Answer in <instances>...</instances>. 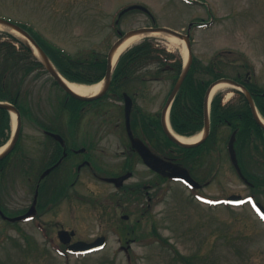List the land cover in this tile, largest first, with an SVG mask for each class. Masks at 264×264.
<instances>
[{
	"label": "rangeland",
	"instance_id": "1",
	"mask_svg": "<svg viewBox=\"0 0 264 264\" xmlns=\"http://www.w3.org/2000/svg\"><path fill=\"white\" fill-rule=\"evenodd\" d=\"M184 1L0 0V19L28 26L72 55L89 50L105 55L118 37L113 29L116 15L131 5L145 6L150 16L130 11L118 19V30L125 33L166 27L185 34L191 24L192 56L197 69L213 61L224 76L233 78L248 72L251 83L264 89V0ZM7 34L11 35L0 31V39L9 40ZM152 38L158 48L182 60L180 51L169 47L164 37ZM156 70L151 66L139 73L145 80L140 84L145 97L139 99L138 107L146 115L163 109L172 87L170 74L165 71L158 76ZM195 76L210 78L201 73ZM218 94L222 104L241 99L232 89ZM64 98V92L41 70L25 79L19 95L21 107L28 111L21 121L22 158L31 150L33 159L37 158L47 140L39 130L45 126L59 130L68 141L75 140L77 147L85 148L99 177L119 173L125 143L119 127L121 112L117 110L121 101L106 98L102 102L108 106L104 112L84 107L72 135L61 106ZM222 134L226 138L229 131ZM252 156L244 153L245 170L264 184V149L258 154L253 151ZM71 160L59 171L61 175L71 174L66 178L68 184L74 181L75 160ZM133 168V177L124 185L155 184L157 188L150 195L158 198L150 207L143 197L128 201L121 190L97 180L84 168L68 192L70 199L44 217L47 237L36 224L10 228L0 223V264H184L177 258L178 253L189 258L187 264H264V219L253 209L251 189L230 168L224 151L211 161L210 182L196 194L179 183L157 180L139 162ZM233 193L242 197V203L224 204ZM10 197L15 202L22 197L30 199L29 185L22 191L16 186ZM254 197L264 207V192ZM122 215L128 220L123 221ZM127 228L133 232L122 237L121 230ZM60 229L74 231L71 242H91L103 236L106 245L92 254L69 255L58 242ZM22 235L28 237V245ZM124 239L134 240L127 252L122 249L126 246Z\"/></svg>",
	"mask_w": 264,
	"mask_h": 264
},
{
	"label": "flooded vegetation",
	"instance_id": "2",
	"mask_svg": "<svg viewBox=\"0 0 264 264\" xmlns=\"http://www.w3.org/2000/svg\"><path fill=\"white\" fill-rule=\"evenodd\" d=\"M235 81L238 85L245 87L252 84L249 79L248 72L243 76L240 73L237 74ZM126 83L132 85L128 92L131 94L129 96L132 103L130 112V128L132 130L133 137L138 139L156 156L167 159L180 168H185L192 180L200 184L195 190H202L203 187L207 186L210 182L209 177L211 175L210 166L212 160L211 145H213L215 149H220V145H222L223 150H221V152L224 151L227 161L230 162L227 145L230 136L233 133L236 135L239 131L238 125L241 126L242 113L227 112L224 114L225 116L233 118L235 123L230 122L228 119L223 120L224 123L219 126L217 130L219 138L212 136L195 147L183 148L176 143L171 142L172 144H169L167 142L168 139L166 138L163 130V109L158 111V113L150 114L149 118H146V114L139 109L138 101H140L139 99H144L145 97V92L143 90L144 87L140 84H144L145 81L131 80L119 82L118 84ZM121 94L123 95L124 91L121 92ZM113 97L119 99L115 94L114 96L109 95V97L107 96L106 98H109L111 101ZM121 101L122 104L117 107V110L121 112L120 115L122 120L119 122V127L123 130V135L125 137V143L123 146L124 150L121 152L124 156L123 164L126 163L129 166H134L136 162L142 164L140 156L136 150L132 148L131 140L127 135L124 119V103L123 100ZM229 104H231V102L228 103L227 106ZM75 107H78L80 110L79 113L83 112V104H75ZM107 107L108 106L106 105H99L92 106V109H95V112H104ZM233 124H235V126ZM226 129L229 131V137L227 140L222 134ZM40 132L47 140L43 143L42 149H40L37 153L36 159H33L35 156L34 150H31L29 155L22 158L23 151L20 146V134L14 149L5 158L0 160V223L7 224L12 228L18 227L21 224H30V226L36 224L38 228L42 229L43 237H47L44 230L46 226L44 217L47 216L51 210L65 203L67 199H70L68 192L74 186L76 176L81 172L82 168H88L93 177H99L97 176V171L92 166V159L89 153L85 148L77 147L74 143L75 140L68 141V138L57 129L42 130ZM51 134L61 137L63 144H60V142H58ZM234 148L238 162L243 163V149L242 147L240 148V144L237 143V139H235ZM71 159L75 160L73 161V169L75 167V170H73L74 181L67 185L69 180H66V178H68L71 174L61 175L59 171L60 168L68 161H72ZM36 162L42 165L38 166ZM58 162L59 164L51 169ZM147 171L158 177L152 171ZM120 175L117 174L113 177H118ZM99 179L102 180L101 178ZM249 184V187L253 189L254 185L250 182ZM26 185H29V190H31L30 199L22 197L18 202L11 200L10 196H13L15 193L16 186H18V189L22 191L25 189ZM122 188L123 187L119 188V190ZM156 188L157 187H155V184L153 183H135L130 187L127 186L123 189L124 191H122L123 194L125 192L127 195L126 199L128 201L135 199L138 200L143 197L148 202L146 206L150 207L151 203L155 202L158 198V196L153 197V195H150ZM130 189H133L135 193L138 192L137 195L134 196L130 194ZM255 195L252 194V197ZM115 203L120 206L119 200H116ZM28 212H30L29 217L23 218L18 222H11L9 220L12 218L23 217ZM121 241L122 239L120 238L119 242ZM132 241L134 240L124 239L125 245Z\"/></svg>",
	"mask_w": 264,
	"mask_h": 264
},
{
	"label": "trees",
	"instance_id": "3",
	"mask_svg": "<svg viewBox=\"0 0 264 264\" xmlns=\"http://www.w3.org/2000/svg\"><path fill=\"white\" fill-rule=\"evenodd\" d=\"M40 48L46 53L59 74L69 82L91 85L99 82L106 69V56L90 50L77 54H69L57 46L44 41L31 29L22 26ZM18 43L19 48L8 42L0 41V101L14 103L21 116L27 114V109H23L19 103V95L26 77L38 70H43L42 65L37 62L27 47ZM156 65L161 66L168 72L171 79L175 81L182 69L181 58L158 48L152 39H145L138 45L133 46L120 56L113 75V82L122 81L134 77L143 69ZM197 61H193L190 70L174 100L170 111V123L172 127L181 134H191L201 129L203 124V99L205 91L215 79L221 78L215 71L213 64L205 67L203 73L209 74L211 80H203L194 76ZM158 68V67H157ZM17 78L16 82H12ZM248 91L254 98L256 107L264 118V89L258 86H247ZM242 113L239 139L243 146L252 144L256 139L259 144L264 145V131H262L252 120L248 105L245 100L236 105L234 109L221 106L219 96H215L211 101L210 118L213 123H219L225 118V113L229 111ZM77 109L71 110L70 123L77 122ZM10 134L9 113L0 110V146L6 143ZM258 187L262 182L257 183ZM27 250V248H26ZM177 258L182 263L189 262L188 257L177 254Z\"/></svg>",
	"mask_w": 264,
	"mask_h": 264
},
{
	"label": "water",
	"instance_id": "4",
	"mask_svg": "<svg viewBox=\"0 0 264 264\" xmlns=\"http://www.w3.org/2000/svg\"><path fill=\"white\" fill-rule=\"evenodd\" d=\"M133 9H139V10H142V11H146L144 8L139 7V6H131L126 11L133 10ZM0 24L5 26V27H7V28H9V29H11V30H14V31L18 32L24 38H26L33 45V47L37 50V52H38V54L40 56V59L37 58L36 56H35V58H37V60L45 67L46 71L53 78V80L66 93H68L69 95H71L72 97H74L76 99L83 100V101L92 100V99H94L96 97H99V96L103 95L107 91V89L109 87V84H110V80H111L112 61H113V58H114V56L116 54V51L118 50V48L124 43V41L128 37H130V36H132L134 34H145V33H151V32L158 31V32H163V33H166L168 35L174 36V37L178 38L179 40H183L185 42V45H186V48H187V51H188V62H187V65L183 68L182 74H181L179 80L177 81L176 85L174 86V88H173V90H172V92L170 94V96H169V98L167 100L166 106H168L170 104V102L172 101V99L174 98L175 94L177 93L179 87L181 86L182 81H183L185 75L187 74V72L189 70V67L191 65V46H190V41H189V35L188 34L187 35H183V34H181L179 32L172 31V30L165 29V28H141V29H138V30H134V31H131V32L125 34L120 39H118V41H116L112 45L110 50L108 51V54H107V69H106V73H105L104 87H103L102 93L99 94L98 96L92 97V98L80 97V96L75 95L68 88V86L60 79V76L58 75V73L56 72V70L54 69V67L50 63V61L48 60L47 56L40 50V48L37 46V44L34 42V40L23 29H21L17 25L11 24V23L6 22L4 20H0ZM227 82H230V83L234 84V82L229 81V80H227ZM216 83L212 84L209 87V89L207 91V94L205 96V133L208 132V117H207V108H206L207 98H208V94H209L210 90L214 87V85ZM128 101H129V99L126 98V117H128V111H129L128 109L130 107ZM249 104H250V107L252 109V112H253V115L255 117V120L257 121V123L259 125L262 126V124L260 123L258 117L255 114V110H254V107H253V104H252L250 98H249ZM0 109L7 110L9 112L10 111H14L16 113V115H17V126H16V130H15V133H14V137H13V140H12L11 144L9 145V149L1 156V157H3V156H5L8 153L9 150H11L13 148V146L16 143V140H17L19 132H20V117L18 115V112L16 111V109L12 105L0 103ZM127 129L129 131L128 123H127ZM167 134L172 139V136L170 135V133L168 131H167ZM129 135H130V138L132 140L133 147L137 149V152L141 155V157L143 158V161L145 162V164L149 168H151L152 170L158 172L159 174H161L162 176H165V177H169V178L170 177H182V178H185L188 181L190 180V178L187 176V174H186V172L184 170H177V168H175L171 163L165 162V161H163V160L151 155L149 153V151H147L143 146H141L139 144L140 142L138 143L137 140H134L132 138V135L130 133H129ZM54 138H56L58 141H60L62 143V140L60 139V137L54 136ZM233 140H234V134L231 137V140L229 142L230 156H231V160H232L236 170L241 175L240 170H239V168L237 166L235 153H234V150H233ZM129 176H130V174H126L125 176H123L121 178L113 179L111 181H113L117 186H120L122 184L123 180L127 179ZM72 235H73V232L68 233V232H65V231H61V232L58 233L59 240L62 243H64V244H67L69 242L70 237ZM102 242H103V238L98 239L97 241H95L92 244H85L83 242H78V243H75V244H72V245L68 246L67 250L69 252H72V253H75V252H90V251H93L96 248H99L101 246Z\"/></svg>",
	"mask_w": 264,
	"mask_h": 264
},
{
	"label": "bare ground",
	"instance_id": "5",
	"mask_svg": "<svg viewBox=\"0 0 264 264\" xmlns=\"http://www.w3.org/2000/svg\"><path fill=\"white\" fill-rule=\"evenodd\" d=\"M0 31H7L9 32L11 35L15 36L17 39L21 40L22 42H24L26 45H28L32 52L34 53V55L36 57H38L40 59V56L37 52V50L33 47V45L26 39L24 38L21 34H19L18 32H15L14 30H11L9 28L4 27L3 25L0 24ZM154 36H162L167 40L168 46L171 47L172 49H178L183 57V61L184 64H186L188 62V53H187V49H186V45L183 41L177 39L174 36L168 35L166 33L163 32H151V33H145V34H136L133 35L131 37H128L124 43L118 48V50L116 51V54L114 56V59L112 61V68H114L116 60L118 58V56L125 50H127L129 47L137 44L138 42L142 41L144 38L146 37H154ZM62 81L68 86V88L77 96L80 97H93L98 95L102 89H103V82L95 84V85H80V84H76V83H70L65 81L64 79H62ZM231 86L227 83L221 82L218 83L216 86H214L210 92V96H212L213 94L222 91V92H226ZM229 95V94H227ZM11 118H12V125L13 127H15V122H16V115L14 112H11ZM262 124L264 125V120H262L260 118ZM203 138V133L197 134L191 138H183V137H178L175 136V139L177 141H179L180 143H184V144H193V143H197L199 141H201V139ZM7 146L0 148V154L3 153V151H5Z\"/></svg>",
	"mask_w": 264,
	"mask_h": 264
}]
</instances>
